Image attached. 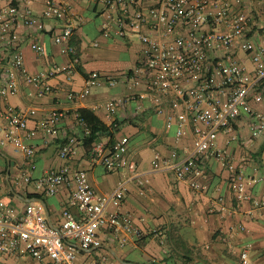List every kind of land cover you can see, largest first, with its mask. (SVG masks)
<instances>
[{"label": "crops", "instance_id": "0c3cea01", "mask_svg": "<svg viewBox=\"0 0 264 264\" xmlns=\"http://www.w3.org/2000/svg\"><path fill=\"white\" fill-rule=\"evenodd\" d=\"M46 0H0V9L17 6L29 8L45 24V30L24 25L18 27L20 50L30 74L53 71L70 63V56L62 53V46L53 38L64 23L46 19L43 13ZM69 8V23L73 36L68 43L76 49L80 62L71 75L56 74L48 82L52 92L39 96L38 88L21 79L16 94L0 96V109L13 107L18 110L35 109L28 130L19 131L25 143L35 146L36 154L30 162L11 144H0V215L11 211L22 215L30 203L28 194H43L46 218L53 227H60L62 213L69 209L78 215L72 203L75 184L65 183L55 195L35 189L23 182V176L34 180L51 171L68 167L71 172L84 170L94 190L101 195L111 194L122 184L124 198L110 202L108 209L129 216L142 234L132 239L125 235L127 244L122 246L109 232L102 231L101 248L83 249L70 241L78 250V262H95L101 256L121 264L117 257L132 264H242L241 253L247 251L250 264H264V208H256L253 202H238L230 185L231 171L222 161L213 157L205 159L204 174L193 180L201 184L194 189L190 182L179 181L172 170L155 168L156 159L169 158L176 150L184 161L193 152L198 132L192 129L177 139V126L167 123L166 115H159L149 105L145 84L133 73L138 66L144 44L136 36L118 39L102 35L103 4L91 0H56ZM234 12L244 13L258 24L259 32H253L252 40L264 45V0H230ZM155 0H142L139 9L148 10ZM151 35L149 28L143 30ZM41 44L45 53L39 55L32 44ZM98 44L95 46V44ZM67 45V44H66ZM76 45V46H75ZM12 55L8 52L7 56ZM239 59L253 70L250 58L238 54ZM98 72L117 80L116 86L106 82L88 83L89 76ZM262 101L253 102V115H243L228 133H220L216 146L225 151L228 160L237 168L243 167L246 178H255L247 192L253 198L264 194V131L252 133L254 115H264V87ZM115 98H124L112 119L107 117L106 104ZM93 111L108 126L116 127L112 144L109 137L101 138L106 152L123 137L129 139L128 159L137 164L140 178L128 170H108L95 159L92 152L86 154L82 145L70 159H63L60 150L70 138H78L85 132L78 111ZM181 103L172 105V112L179 114ZM57 115L59 135L49 136L38 124L50 115ZM31 132H35L33 136ZM93 151V150H92ZM240 226L244 229L241 230ZM114 253L117 257L114 256ZM0 264H48L24 253L2 254Z\"/></svg>", "mask_w": 264, "mask_h": 264}, {"label": "built area", "instance_id": "2783aa9c", "mask_svg": "<svg viewBox=\"0 0 264 264\" xmlns=\"http://www.w3.org/2000/svg\"><path fill=\"white\" fill-rule=\"evenodd\" d=\"M103 4L102 35L118 39L132 36L144 44L141 60L134 70V77L145 84V96L149 105L159 115L167 116L169 125L177 126V139L184 137L188 129L198 132L191 156L184 161L174 150L169 158L156 159L155 168L172 170L179 181L190 182L194 189L201 184L193 179L204 174L205 159L213 157L222 161L231 171L230 185L238 202H253L256 208H264V194L253 198L247 189L256 182L246 178L243 167H236L228 160L225 151L217 148L220 133H228L233 124L243 115H253L252 103L263 97L258 85L264 82V45L252 40L259 26L250 16L234 12L230 0H155L148 9H139L142 0H91ZM43 17L64 23L54 38V44L62 46V53L70 56V63L53 71L30 74L25 65V56L20 50L18 27L45 30L44 22L29 8L9 6L0 9V96L19 91L20 80L38 88L39 96L52 92L48 80L56 74L71 75L80 59L77 50L68 44L73 36L69 23V8L56 0H46ZM149 28L152 34L143 32ZM67 44V45H66ZM98 44L96 43L95 46ZM33 50L39 55L44 47L35 42ZM8 52L12 55L7 56ZM248 56L253 64L249 70L238 54ZM106 82L116 86L117 80L93 72L88 83ZM124 98H115L106 104L107 117L112 119ZM181 103L179 114L172 112V105ZM35 109L18 110L13 107L0 109V144H11L32 162L36 148L25 143L19 131L28 130ZM79 118V116H78ZM80 119V118H79ZM252 125L254 136L264 131V115L256 113ZM80 123L86 124L80 119ZM38 127L52 137L59 135L58 117L44 118ZM35 132H31L33 136ZM81 141L70 138L60 150L63 159L78 153ZM129 139L123 137L106 152L103 144L94 146L92 155L108 170H128L140 178L137 164L128 159ZM201 160V161H200ZM201 164H200V162ZM23 182L33 184L35 189L55 195L65 183L74 182L72 203L78 215L69 209L62 213L60 227L51 226L46 218L45 206L30 203L25 212L17 216L11 211L0 215V252L2 254L24 253L48 264H117L101 256L95 262H78V250L70 241L83 249L101 248L100 233L109 232L122 246L127 244L125 235L141 238L128 215L108 209L110 202L124 198L122 184L111 194H98L88 181L87 172H71L68 167L51 171L34 180L23 176ZM243 230L244 227L240 226ZM242 264H250L247 251L241 253Z\"/></svg>", "mask_w": 264, "mask_h": 264}, {"label": "trees", "instance_id": "16d2710c", "mask_svg": "<svg viewBox=\"0 0 264 264\" xmlns=\"http://www.w3.org/2000/svg\"><path fill=\"white\" fill-rule=\"evenodd\" d=\"M76 46V45H75ZM78 46H76L77 48ZM78 50V49H76ZM264 82L258 85V90H263ZM79 118L86 124L88 131L83 132L81 136V145L86 154L92 152L94 146L101 141L102 137H109V143L114 141L115 134L118 129L116 127L108 126L103 122L93 111L82 108L78 111ZM201 161V160H200ZM199 161V162H200ZM201 164V162H200ZM29 198H43V194H28Z\"/></svg>", "mask_w": 264, "mask_h": 264}, {"label": "water", "instance_id": "95a60500", "mask_svg": "<svg viewBox=\"0 0 264 264\" xmlns=\"http://www.w3.org/2000/svg\"><path fill=\"white\" fill-rule=\"evenodd\" d=\"M28 201H29V202H42V203H44L43 200H41V199H37V198L31 199V200H28ZM114 256L117 257V256L115 255V253H114ZM117 259H118V261H119L121 264H132V263L125 262V261H123L122 259H120V258H118V257H117Z\"/></svg>", "mask_w": 264, "mask_h": 264}]
</instances>
